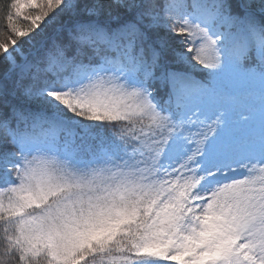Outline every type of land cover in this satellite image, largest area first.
<instances>
[{"label":"snow or ice","instance_id":"6c2138e0","mask_svg":"<svg viewBox=\"0 0 264 264\" xmlns=\"http://www.w3.org/2000/svg\"><path fill=\"white\" fill-rule=\"evenodd\" d=\"M0 22V264H264V0Z\"/></svg>","mask_w":264,"mask_h":264},{"label":"trees","instance_id":"16d2710c","mask_svg":"<svg viewBox=\"0 0 264 264\" xmlns=\"http://www.w3.org/2000/svg\"><path fill=\"white\" fill-rule=\"evenodd\" d=\"M8 3V0H0V6L6 5ZM21 24L24 25L26 22L21 21ZM0 30H3V23L0 22Z\"/></svg>","mask_w":264,"mask_h":264}]
</instances>
